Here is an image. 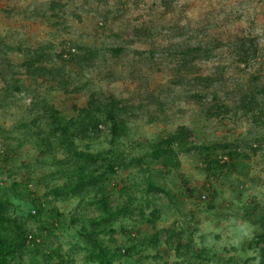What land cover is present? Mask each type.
<instances>
[{
  "label": "rangeland",
  "instance_id": "1",
  "mask_svg": "<svg viewBox=\"0 0 264 264\" xmlns=\"http://www.w3.org/2000/svg\"><path fill=\"white\" fill-rule=\"evenodd\" d=\"M0 45L10 264H264V0H0ZM199 45L212 57L180 67ZM113 100L119 128L104 110L86 130ZM181 126L201 149L155 160ZM105 199L126 212L104 221Z\"/></svg>",
  "mask_w": 264,
  "mask_h": 264
},
{
  "label": "trees",
  "instance_id": "2",
  "mask_svg": "<svg viewBox=\"0 0 264 264\" xmlns=\"http://www.w3.org/2000/svg\"><path fill=\"white\" fill-rule=\"evenodd\" d=\"M1 46V45H0ZM236 55L238 56V59L241 63H247L250 61L253 57H256L257 55V47L256 42L254 39H244L237 42V44L234 45ZM114 56L119 55L122 53V47L115 48L112 50ZM213 51L206 46H188L186 49L183 50L181 54H179V63L180 67L187 68V67H193L195 66L197 61L202 60H209L212 57ZM253 99H250L248 104L252 106ZM110 104L108 106H105V108H96L95 110L91 109L94 104L90 105V109L86 108L83 109L80 112V120L81 124L84 125V128L87 130L89 127L96 128L98 127V120L96 118V114H98L100 111H104L107 113L108 120L113 123V127L115 129L119 128L118 123V113L119 110L117 109L118 103L116 100H113L109 102ZM97 121V122H96ZM74 122V121H73ZM72 122V123H73ZM70 126L67 125L64 128L58 129L57 133L60 132L62 139V143H65L70 136ZM113 128V129H114ZM175 147H179L181 151H183L185 154H191L194 151L201 149L196 144V140H194L193 133L185 126H181L178 128V131L175 135L172 137L166 139L164 142L159 143L156 146V150L153 154V158L155 160H171L172 157L175 156ZM80 158H83L86 161H89L92 165L96 164L98 161V157H96L93 154H77ZM110 199L101 200L99 202L100 207L107 211L109 215L104 219V221H112L117 216H120V213L125 212H112L110 211L111 204L109 202ZM166 234H168V230H162L158 231L156 234L152 236L150 239V244L155 245L160 242L162 237H165ZM15 252L13 248V243L9 242L6 239H0V264H10L9 263V257ZM107 256V250L100 249L99 254L95 255L93 257L94 260H97L99 264H112V260L106 258Z\"/></svg>",
  "mask_w": 264,
  "mask_h": 264
}]
</instances>
